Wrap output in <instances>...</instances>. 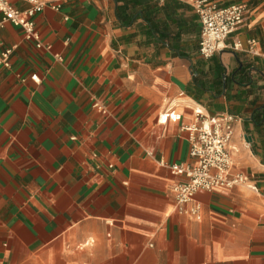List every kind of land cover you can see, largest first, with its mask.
Segmentation results:
<instances>
[{"label": "crops", "instance_id": "0c3cea01", "mask_svg": "<svg viewBox=\"0 0 264 264\" xmlns=\"http://www.w3.org/2000/svg\"><path fill=\"white\" fill-rule=\"evenodd\" d=\"M42 1L44 47L0 28L16 45L0 66V264H264V56L247 44L264 53V0H214L248 10L210 58L188 3ZM197 105L237 115L233 169L257 186L198 192L200 218L177 210L186 178L169 168L192 160ZM167 108L181 119L159 122Z\"/></svg>", "mask_w": 264, "mask_h": 264}, {"label": "built area", "instance_id": "2783aa9c", "mask_svg": "<svg viewBox=\"0 0 264 264\" xmlns=\"http://www.w3.org/2000/svg\"><path fill=\"white\" fill-rule=\"evenodd\" d=\"M30 7L18 9L10 0H0V28L6 22L19 26L24 31L26 40L36 42L38 48L44 47L41 36L36 29L35 15L42 11L46 2L42 0H25ZM166 1V0H158ZM190 4L199 15L201 22V38L199 53L204 58L212 57L216 52L229 47L227 40L238 30L245 21L247 5L233 3L219 5L214 0H178ZM59 10L60 4H52ZM248 50L254 54L257 40L248 39ZM15 46L2 48L0 45V66L11 67V55ZM231 48L235 51L242 49V43L236 40ZM60 58V57H59ZM25 81V78H22ZM31 79L39 82L38 74L31 75ZM93 107L107 113L106 106L98 99H94ZM193 122L185 126L188 131L190 156L192 160L185 163H173L169 168L173 174L184 175L186 180L177 182L173 186L176 195L177 210L200 218V205L195 203V196L202 191L229 190L239 185H245L257 190L251 185L249 177L243 172H234V154L238 148L233 142L235 135L236 114L224 111L217 114H207L197 105L192 108ZM181 113L176 109L167 108L159 114L158 121L166 124L169 120L178 121ZM243 141L248 144L245 138ZM164 164V162H163Z\"/></svg>", "mask_w": 264, "mask_h": 264}]
</instances>
